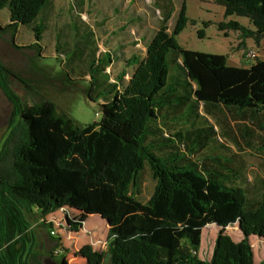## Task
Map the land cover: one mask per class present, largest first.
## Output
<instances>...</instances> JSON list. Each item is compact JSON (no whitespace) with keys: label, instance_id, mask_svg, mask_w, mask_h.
<instances>
[{"label":"trees","instance_id":"16d2710c","mask_svg":"<svg viewBox=\"0 0 264 264\" xmlns=\"http://www.w3.org/2000/svg\"><path fill=\"white\" fill-rule=\"evenodd\" d=\"M59 1L0 0V12L9 19L0 24V38L7 37L14 49L32 50L36 64L45 59L40 42L50 30L55 57L62 61L59 76L66 84L88 77L83 93L100 103L102 122L81 125L42 95V76L27 77L0 58V90L10 105L0 148V264H41L34 228L51 229L46 217L64 207L97 215L107 225L105 251L84 245L76 253L85 264H254L250 237L264 240V181L250 194L208 111L222 107L264 118V60L232 67L222 55L180 48L175 36L188 22L183 9L171 29L170 15L162 16L149 39L142 38L143 54L125 58L117 52L120 45L103 52L92 26L81 20L89 0H76L69 23ZM213 2L224 18H245L250 25L228 20L219 30L239 33L242 43L251 39L258 46L264 40V0ZM19 28L31 33L30 45L16 44ZM120 62L112 79L107 69ZM39 121L42 133H50L41 140L35 133ZM106 121L126 125L127 136ZM258 130L264 133V123ZM146 169L154 185L142 202ZM59 174L61 185L49 186ZM234 224L242 234L238 242L225 233ZM208 225L217 233L210 257L201 259V234Z\"/></svg>","mask_w":264,"mask_h":264},{"label":"rangeland","instance_id":"374dc122","mask_svg":"<svg viewBox=\"0 0 264 264\" xmlns=\"http://www.w3.org/2000/svg\"><path fill=\"white\" fill-rule=\"evenodd\" d=\"M108 1L111 0H100V14L95 16L96 21L103 22L105 16L110 18V15L103 14L104 9L111 12L112 7H108ZM115 1L118 4L117 9L113 13L116 19L113 17L114 19L112 21L107 20L105 24L101 25L102 27L100 29L95 28L94 30L96 38L99 40L97 42L98 47L104 52L107 49L116 48L120 45L121 48L117 49V52H122L125 58L132 52H138L140 55L143 54L144 49L141 40L142 38L149 39L154 33L158 28L162 14L152 10L153 13H149L145 17L147 21H142V28H135L133 25L129 24L127 29L121 31L118 30V27H123V24H120L118 20L127 21V19H129V15L127 14L128 11L124 9L127 0ZM181 9H183L188 22L181 32L175 36V41L180 48L205 54L222 55L226 58V64L232 67H248L249 64L245 61L247 60L249 63H253L255 58L264 60V40L256 46L251 39H246L249 45L247 46L244 41L243 43L239 41L240 38L237 37L239 33L219 30L218 28L220 22L228 20H234L243 26L250 27L245 18H224L223 8L215 4L213 0H182L177 13L170 14V19L167 22L169 29L172 28ZM92 17L93 16L90 15L84 16L89 22H91ZM8 21L9 19L6 12L1 11L0 24L5 25ZM111 27L114 28V30H111ZM16 43L20 47H26L32 43V38L27 30L21 29L19 31ZM41 52L45 59L36 61V64H34L32 50L26 48L20 50L14 49L8 43L7 37L0 38L1 60L14 70H20L27 77H29L32 72L37 74V76H42L41 80L43 84L40 91L45 98L55 103L59 110L69 114L81 125L101 123L102 114L99 107L100 103L89 101L83 93V89L88 86V77L84 80H77L72 84H66L62 77L59 76L61 68L60 62L62 61L58 54V58L55 57L56 54L52 33H47L45 35L41 43ZM58 59L60 62H58ZM122 65V62H120L107 69V72L113 74L112 79L120 72ZM74 75L75 77L79 75L78 69L74 72ZM12 81L14 90L21 95L24 100L30 103V97L26 96L22 87L16 81ZM9 113L10 105L0 90V148L7 134L8 121L10 118ZM208 113V118L216 127L222 142L230 149L234 158V164L240 166L241 171L246 176V186L250 194L253 192L257 193L258 190L255 188L264 181V149L260 150V143L264 137V133L258 130V125H263L264 118L259 115L252 119L248 113L244 112L241 116V113L234 114L222 107L210 108ZM44 114L46 115V113ZM189 115L190 111L187 110L185 116H182V119H189ZM37 124L35 133L39 140L50 136L48 132L46 134L42 133V129L44 128L41 125L42 121H39ZM105 126L122 136H127L126 133L128 132L126 125H117L106 121ZM51 127L53 131L57 129L54 122H52ZM64 144L62 143V147H66V143ZM199 153H202V155L206 154L203 150ZM219 155V157L222 158V155ZM210 157L215 158V155L211 153ZM63 172L70 173V171L67 170ZM61 181L62 175L59 174L49 182V186L58 187L61 185ZM141 181L142 184L138 199L145 202L151 194L154 185L147 169L143 171ZM64 208L63 213L56 211L46 217V222L50 220V217L53 215L58 218H65V225L63 227L54 226L55 235L49 233L52 228H43L40 226L34 228L37 243L36 252L39 254L41 264H85L84 259L76 255L78 250L84 245H90L96 251L106 250V223L103 221L97 223L96 219H90L88 223L91 224L93 222L95 225L94 227H80L77 219L85 218L86 214L67 207ZM66 214L69 217L66 218ZM84 230H86L88 234H85ZM216 232L217 230L212 225L203 228L201 245L198 251V255L201 259H207L211 255L212 243L214 242ZM239 232L237 224L228 226V228L225 229V233H227L232 240L236 239ZM49 234L51 237L56 239L59 238L58 243L55 241L56 239H51ZM250 245L253 253H255V264H258L262 255L259 251L258 244L254 241H250ZM55 251H59V253L55 254ZM51 253L53 257H50Z\"/></svg>","mask_w":264,"mask_h":264},{"label":"crops","instance_id":"0c3cea01","mask_svg":"<svg viewBox=\"0 0 264 264\" xmlns=\"http://www.w3.org/2000/svg\"><path fill=\"white\" fill-rule=\"evenodd\" d=\"M181 1L182 0H139V1L138 0H127L126 1L127 3L124 6V9H125V11L126 10L128 11L127 14L129 15V19H127V21L118 20L120 24H123V27L119 26L118 30L121 29V28L127 29L129 24L133 25L135 28H138V27L142 28L143 27L142 26L143 25L142 21L146 20L145 17L149 13H153L152 10H155L157 13L158 12L161 13L162 16L170 15L172 13L176 14L177 11H178V8L181 5ZM74 3H75V6L78 5V2L76 0H74V1L73 0H60L59 4H57V5H59L57 7L60 8L62 13L67 16L65 23H69V21H70V19L68 18V15H69V11L68 10L69 9H73ZM112 5H114V6H112ZM99 7H100V0H89L85 4L83 10L80 13L81 20H83L86 23H89L94 30H95V28L100 29L102 27L101 25L105 24L107 20H111L112 21L114 19L113 17H115V16L113 15V13L117 9L118 4H117V2L115 0L108 1V7H110V8L112 7L111 12H108L106 9H104L103 10V14L108 15V16L110 15V18H107L105 16V18H103L104 19L103 22H98L95 19V16L100 14V8ZM85 15L93 16L92 19H91L92 23L89 22V20L84 18ZM115 19H116V17H115ZM21 29H23V28H19L18 33H19V31ZM110 29L114 30V28H112V27ZM18 33H17V35H18ZM47 33H52V32L50 30H47V31H45L43 33L42 38H41V42H40V46H41V43H42V41L45 38V35ZM234 33H236V32H234ZM28 34L32 38V42H33V37H32V35H31V33L29 31H28ZM17 35H16V39H17ZM237 37H239V35ZM16 39H15V42H16ZM53 40H54V35H53ZM239 41H241V39H239ZM244 42L246 43L247 46H249L247 44V40H245ZM54 44H55V42H54ZM132 54H137V52H132ZM240 113H241V116H242L244 112H240ZM235 114H237V113H235ZM90 219H96L97 223L103 221L97 215H85V218H78L77 221L80 222L83 227L92 228L95 225H94L93 222L91 224L88 223ZM96 222H95V224H96ZM227 228L228 227H226V229ZM215 229L217 230L216 227H215ZM241 239H242V234L239 232V235L236 236V239H233V240L237 242V241H240ZM250 241H254L255 243L258 244L259 251L262 254L261 255V259H259L258 264L260 262H262L264 264V240H259V239L255 238V237H250ZM212 247H213V243H212ZM254 264H255V253H254Z\"/></svg>","mask_w":264,"mask_h":264},{"label":"built area","instance_id":"2783aa9c","mask_svg":"<svg viewBox=\"0 0 264 264\" xmlns=\"http://www.w3.org/2000/svg\"><path fill=\"white\" fill-rule=\"evenodd\" d=\"M64 209H65V208H60V209L57 210V211L63 213V210H64ZM67 217H69V216L66 214V218H67ZM47 222L51 223V225H52V229L49 231V233H50L51 235H55L54 226H58V227L61 226V227H63V226L65 225V218L62 219V218H58V217H56L55 215H53L52 217H50V220H48ZM79 223H80V222H79ZM80 227H83L81 223H80ZM84 233H85V234H88V232H87L86 230H84ZM54 253H55V254H58L59 251H55Z\"/></svg>","mask_w":264,"mask_h":264}]
</instances>
